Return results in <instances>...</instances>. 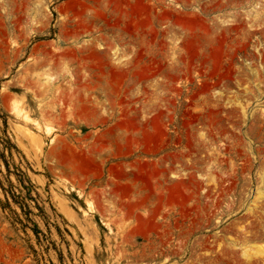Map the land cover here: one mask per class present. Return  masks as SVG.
<instances>
[{
    "label": "rangeland",
    "instance_id": "obj_1",
    "mask_svg": "<svg viewBox=\"0 0 264 264\" xmlns=\"http://www.w3.org/2000/svg\"><path fill=\"white\" fill-rule=\"evenodd\" d=\"M0 264H264V0H0Z\"/></svg>",
    "mask_w": 264,
    "mask_h": 264
},
{
    "label": "trees",
    "instance_id": "obj_2",
    "mask_svg": "<svg viewBox=\"0 0 264 264\" xmlns=\"http://www.w3.org/2000/svg\"><path fill=\"white\" fill-rule=\"evenodd\" d=\"M3 141L6 142V140H4V139H3ZM8 142H9V141L7 140V143H8Z\"/></svg>",
    "mask_w": 264,
    "mask_h": 264
}]
</instances>
